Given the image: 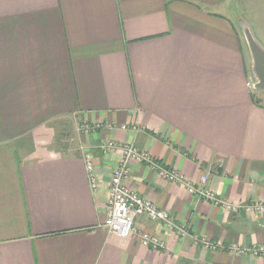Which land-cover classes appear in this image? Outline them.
Listing matches in <instances>:
<instances>
[{
    "label": "crops",
    "instance_id": "crops-1",
    "mask_svg": "<svg viewBox=\"0 0 264 264\" xmlns=\"http://www.w3.org/2000/svg\"><path fill=\"white\" fill-rule=\"evenodd\" d=\"M238 24L264 49V0H0V264H264L233 253L264 247V216L226 213L145 164L127 187L220 248L144 216L136 229L165 250L102 227L121 157L110 141L208 175L220 198L264 201V90L247 87Z\"/></svg>",
    "mask_w": 264,
    "mask_h": 264
},
{
    "label": "built area",
    "instance_id": "built-area-1",
    "mask_svg": "<svg viewBox=\"0 0 264 264\" xmlns=\"http://www.w3.org/2000/svg\"><path fill=\"white\" fill-rule=\"evenodd\" d=\"M247 87L254 90V82H248ZM101 126L90 127L82 125L78 128L81 133L89 134L93 130L100 129ZM125 129V127H123ZM84 154V161L90 176L92 188L97 189V181L94 175V158L91 153L85 152L83 147L79 148ZM101 149L105 153L114 154L120 153L119 164L114 171L110 183L109 190V205L110 209L107 219L102 227L108 234L117 236L122 239H128L136 236L140 243L145 247H152L157 250H165V243L156 236L140 232L136 229V217L144 216L152 222L161 223L167 227L168 230L174 232L178 238L186 239L192 238L196 245H201L205 250L217 251L220 245L212 243L206 239H199L191 236L189 229L185 225L176 223L172 214L167 211L161 210L156 207L148 199L142 198L132 192L127 187L129 179L130 168L132 163L145 164L150 169L155 171L163 179L179 184L185 187L190 195L197 197L200 200L210 202L212 205L221 208L226 213L238 214L243 212L247 215H260L264 216V201H253L251 203H234L218 197L208 187V175L203 174L199 181L196 183L188 180L182 173L177 172L175 169L166 168L160 165L157 159L153 158L148 153L139 151L129 144H117L114 142H104ZM233 253L237 255H252L254 257H264V247H252L235 249Z\"/></svg>",
    "mask_w": 264,
    "mask_h": 264
},
{
    "label": "water",
    "instance_id": "water-1",
    "mask_svg": "<svg viewBox=\"0 0 264 264\" xmlns=\"http://www.w3.org/2000/svg\"><path fill=\"white\" fill-rule=\"evenodd\" d=\"M245 40L247 42L252 61H253V74L255 78V87L257 91L264 90V49H262L254 39L251 31L247 26H242Z\"/></svg>",
    "mask_w": 264,
    "mask_h": 264
},
{
    "label": "rangeland",
    "instance_id": "rangeland-1",
    "mask_svg": "<svg viewBox=\"0 0 264 264\" xmlns=\"http://www.w3.org/2000/svg\"><path fill=\"white\" fill-rule=\"evenodd\" d=\"M238 25H241V24H238ZM244 38H245V36H244ZM243 46L245 49L246 57H247L248 62H249L250 70H252L251 68L253 67V61L251 59L252 57H250L251 54L249 55L250 51H249V48H248V45H247V42L245 39H243ZM252 72H253V70H252ZM70 121H72V120H65L64 121L65 123L63 122L64 123L63 126L65 127L64 131H67L66 134L64 135V138L68 139V140L75 138L76 134H77V130H76L77 124H78L77 121L74 122L75 124L73 122H70Z\"/></svg>",
    "mask_w": 264,
    "mask_h": 264
}]
</instances>
